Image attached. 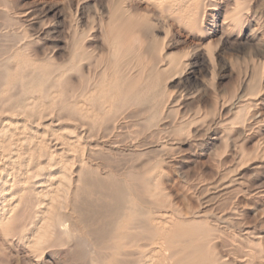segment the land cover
Wrapping results in <instances>:
<instances>
[{
	"label": "rangeland",
	"instance_id": "obj_1",
	"mask_svg": "<svg viewBox=\"0 0 264 264\" xmlns=\"http://www.w3.org/2000/svg\"><path fill=\"white\" fill-rule=\"evenodd\" d=\"M120 8L132 12L155 34L150 43L156 47V53L162 52L160 65L165 70L118 114L114 133L103 126L79 140L72 135L67 122L46 117L39 121L35 117L22 118L24 133L37 138L30 140V146L18 144L21 145L18 163L28 165V156H36L34 161H40L43 167L40 169L44 171L33 178L37 190L49 186L55 189V178L60 176L62 166H67L65 172L73 182L77 181L80 170L84 174L83 182L92 183L110 176L114 184L131 191L139 188L141 178L147 179L159 171L163 197L154 201L144 199L139 206L142 215L136 218L139 222L172 216L173 224L183 229L182 247L188 260H195L194 264H264V0H168L160 9L143 0H0V55L9 52L13 41L25 38L30 44L23 52L40 61L43 74L64 72L59 87L63 90L69 86L65 73L69 61L76 51L82 52L75 44L84 36L82 48L88 52L80 69L70 74V80L77 85L83 74L85 87L92 68L99 74L106 67L104 31L111 19L120 14ZM184 17L187 21L179 20ZM144 85V82L140 84L138 90ZM49 86L46 83L44 88ZM36 95L30 97L37 99ZM22 96H14L11 104L21 101ZM48 103L45 100L44 104ZM59 134L66 140L58 139ZM68 142L79 144L83 154ZM46 150L55 153L53 158L57 157L49 162L50 152ZM7 154L2 163L9 169L12 160L9 158L8 162ZM81 160L86 164L80 169ZM89 173L91 177L86 176ZM58 192L59 189V196L63 194ZM92 194L78 203L94 207L112 204L99 201ZM40 207L31 208L35 210L32 213L30 209L33 217L29 214L21 223L23 207L20 208L11 225L13 234L4 238L0 232V264H95L98 258L101 261L97 264H101L110 252H115L101 251L113 245L109 236L99 234L92 239L93 236L83 232L73 234L61 246L57 236L40 250L27 245L33 233L31 222L35 221L34 215L41 211ZM93 218L97 222L95 231L106 228L104 222L98 223L100 216L98 220ZM21 224V228L26 224L22 228L23 238L19 236ZM134 234L137 233L129 236ZM151 248L146 251L149 256ZM198 249L201 250L197 252ZM126 251L117 250L124 254V259L121 261V255H117L111 259L112 264L138 261L137 254ZM190 251H196L197 255L192 256ZM141 262L144 264L145 259Z\"/></svg>",
	"mask_w": 264,
	"mask_h": 264
},
{
	"label": "bare ground",
	"instance_id": "obj_2",
	"mask_svg": "<svg viewBox=\"0 0 264 264\" xmlns=\"http://www.w3.org/2000/svg\"><path fill=\"white\" fill-rule=\"evenodd\" d=\"M143 1L148 4H151V6L155 8L160 9L163 6V4H165L168 0H143ZM119 10L121 11L120 14L117 17L113 18V20L111 19L109 25L104 31L106 33V38H107L106 67L99 74L97 73L98 70L96 72L92 68L93 73L91 74L90 72H88L89 77H87L86 80L87 86L85 87H83V80L85 78L83 74L80 77V80L78 81L77 85L70 80L71 75L74 74L73 71L77 68L80 69L82 62L85 61L84 56L86 52H88L84 48H82L83 47L82 42L84 41L83 40L84 36L82 37V39H80V41L78 40V43L75 44V46L77 45V47L79 46L81 47L82 52L78 53V51H76L69 61L70 65L68 69L65 71V73H68L67 78L68 77L69 78L67 79L68 81L67 84L69 86L65 87L63 90L59 89V87L61 85V80H63L64 72L61 70L63 72L62 73L60 70H58V72L55 71L57 72L56 74L53 72L55 75L51 73L43 74L45 71H43V73L41 72L42 65L40 64V61L33 59L34 57L32 58V56L30 57L24 54L23 50L26 49L27 45L29 46L30 44V42H27L25 40V38L23 39L19 38L15 42L13 41L14 44L12 48H10L9 52L0 55V232L4 238H7L13 234L11 225L12 223H14L20 208L23 207L22 210H20L21 220L20 219L19 220L21 223L23 220L26 219L27 216H29V214L31 216V212H30L31 208L33 209V207L41 206L40 207L41 211L36 212L35 214L36 216L34 215L35 221L31 222V224L33 225V226L31 225L33 233L31 235L30 240L26 242L27 245H30L31 247H34L36 249L39 250L42 249V247L45 244L51 242L52 239H54L56 236L58 237V241L60 242V246H61V243L63 241L66 242L69 241V239L73 234H80L83 232L89 236H93L92 239L94 238V235H99V234H102L103 237L109 236V238L111 239L113 245L112 246L110 245L109 247L105 246L106 248L103 247L104 249L102 248V250L101 249L100 250L110 251L111 249V251H115V252L114 253L110 252V255L107 254L108 255L106 256L107 259H105L101 264H112L111 259L117 255H121L117 253V250L119 251V249L127 250L126 254H129L130 251L137 254L138 261L134 264H141L142 263L141 260L143 258L145 259V262H143L144 264H185L187 262H190V264H194L195 260H188L189 256L187 255V253L184 252V249L182 247L183 241H181L182 239L181 237H182L183 229L182 227L179 226L177 227L173 224L172 216L165 218L166 215L165 216L163 215L161 219H157V220L149 219L146 222L145 221L139 222L136 219L137 217L142 215L139 206L144 201V199H147L148 201H154L159 196L163 197L162 193L164 192L160 184V179L162 178L161 172L158 171L156 175L153 174V176L147 179L141 178L140 185L138 186L139 188H136L137 190L135 191L134 190L135 188L132 187L133 191L135 192L134 193L128 187H123L119 184H114L112 181L114 179H111L110 176L108 177L106 176V178H104L103 180H97L95 182L92 181V183L94 184L83 182L81 181V178H83L84 174L80 170L77 173V178H78L77 181L73 182L69 178L70 176H67L65 172L67 167L65 165L66 167L62 166V170L60 171V176L58 178H55V180L57 181L56 182L57 186L55 189L54 188L51 189L50 187L52 186H49V188L46 187V188H42L41 190H37V188L34 187L36 186L37 183L33 181V178L34 177L37 178L38 177L37 174H39L42 170L40 168H43L41 167L40 161L39 162L34 161L35 159H37L36 156L35 157L28 156L29 158L28 165L27 163L26 165H21L20 163H18V158L21 157L20 154L18 153L20 152L19 151V149L21 148L20 146L23 144L28 145L30 140L35 139L36 137V136L33 137L32 135L28 136V134L24 133L25 122L23 119L35 117L37 121H39L40 119L46 117V118H56L58 121L67 122L70 125L72 135L79 140L82 137L84 138V136L86 135H92L93 134L92 132L94 130L97 129L101 130L100 128L103 126L104 127L106 126V131L114 133V130H116V128L114 127V122L116 121L118 114L127 107L129 101H134L136 99L135 97L140 95L141 91H145V89L150 85L151 81L154 79L156 75H158L159 72H163L165 70L163 69V65H160L162 64V60H161L162 52L160 51L161 53L160 52L156 53L157 52L156 47L150 43V38L155 34L152 35L150 33L151 30L149 31L146 28L147 26L145 24L140 23L138 18L135 17L132 14V12L130 13L126 9L121 10V8ZM179 20L187 21L185 17L184 19L180 18ZM152 56L157 57V62L153 63ZM87 65L92 67V64L91 65L87 64ZM83 67L85 68L84 65ZM40 73H42V75H40ZM143 82L145 85L138 90V86ZM46 83H50V86L49 88L47 87V89L44 88ZM33 93L38 95L37 99L34 98L35 100L32 99V97H30V95ZM19 94L24 95V97L22 96L23 99L22 100L20 99L21 101H19L18 100L19 98L17 97L18 101L14 104H11L13 97ZM44 99L48 100L49 103L47 105L44 104L45 103ZM42 100H44L43 103ZM14 120L16 122H14ZM18 123H21V125ZM108 123H110L111 126L107 125ZM20 130H22V132H20ZM207 130L208 129H206V131ZM59 135L60 136H58V139L63 140L64 138H66L63 137V135L61 134ZM110 138L111 137H109V139ZM134 138L136 140V137ZM65 140L66 139H64V141ZM127 140L128 139L126 138L125 142H127ZM18 144L21 145L19 146ZM68 144L73 148L81 150L83 154L84 149L79 148L80 146L79 144L72 145V142L71 143L68 142ZM128 150L131 151V149ZM7 152L8 153L10 152L9 155L7 154ZM26 152L28 151L26 150ZM49 152H50L49 162H51L50 159L53 158V155L55 156V153L52 151H48V153ZM34 153L35 152L33 151V154ZM5 154L9 156L6 159L10 158L12 160L11 161L12 166L9 169L6 168V166L2 163L3 158L6 156ZM21 155L23 156V154ZM55 158H53V160ZM10 159L8 160V162L10 161ZM80 164L81 165L79 166V168L81 169V167H83V164L86 163H84V160H81ZM98 164H100V162ZM116 167L119 166L116 165ZM131 169L134 168L132 167ZM154 169H156V166ZM91 175L92 173H89L86 176L91 177ZM115 177L118 178L117 176ZM53 178L51 180H54ZM146 181H151V183L150 184L146 183ZM60 187L62 188V190H60ZM135 187H137V185H135ZM58 189L60 192L62 191L63 193L61 196L57 195ZM89 193L90 195L94 193L99 201L102 202L111 201L112 204L108 206L105 203L104 205L102 204L97 207L89 206V204L86 203H84L83 205L79 204L78 203L79 200L83 199L85 196H88ZM34 199L35 201H32ZM25 202H29V203L26 204ZM30 202H35V203L30 204ZM23 204L25 205L23 206ZM33 211L35 212V210ZM149 215L150 212H148V216ZM154 215L157 216V212H155ZM169 215L170 214H168V216ZM99 216L100 219L98 223L100 224L104 222L106 228L98 229L97 231H95L94 226H96L95 224L97 222H94L93 217H96V220H98ZM108 219L110 221H108ZM174 222H175V218H174ZM21 226L22 224L20 225L19 228H21ZM25 226L26 224L23 225L22 228H25ZM22 228L19 231L20 232L19 236L23 238L25 234H23ZM133 233H137V234H134L133 236H129ZM147 233L148 236L144 235ZM140 234L143 235L138 236ZM97 238L98 237H96V239ZM127 239H130V242L125 243ZM202 240L203 239H201L200 241L202 242ZM207 240L208 239L206 240L204 239V241ZM58 241L56 243H58ZM148 241L149 244H145V242ZM94 243H96V241ZM191 245L194 247V243ZM152 246H154V248ZM197 246L199 245L197 244ZM148 247L150 248L152 247L151 249H153L150 251V253H152L150 256L146 254V251L149 250ZM199 250L201 249H198L197 252H199ZM190 252L192 253V251ZM197 252L196 251L193 252L192 256L197 255ZM133 253L132 255H135ZM123 255H121V258ZM128 257L129 255L126 258ZM90 258H92V256H90ZM123 259L124 258L120 260L123 261ZM99 260L100 258H98V261ZM98 261L97 262L95 261V264H97ZM131 263L133 262L131 261ZM113 264H116V261H114ZM117 264H128V263L127 262L125 263L124 261V263L118 262Z\"/></svg>",
	"mask_w": 264,
	"mask_h": 264
}]
</instances>
